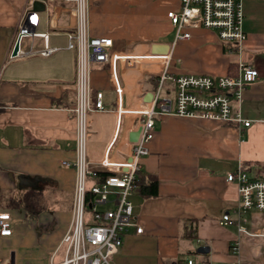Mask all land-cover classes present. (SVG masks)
Wrapping results in <instances>:
<instances>
[{
  "label": "crops",
  "instance_id": "0c3cea01",
  "mask_svg": "<svg viewBox=\"0 0 264 264\" xmlns=\"http://www.w3.org/2000/svg\"><path fill=\"white\" fill-rule=\"evenodd\" d=\"M33 1L0 0V212L11 214L13 228L11 236H0V264H50L54 254L58 262L62 255L58 246L72 221L76 173L62 162L75 158L77 122L71 109L76 97V54L66 50V36L56 33L65 28L60 20L66 14L58 20L60 28H54L52 7L46 3V9L38 12L36 31L49 34L50 47L60 49L50 56L12 57L18 24ZM102 1L106 2L103 16L116 13L123 20L113 28L94 30L91 25V30L95 36L112 37L115 53L150 54L152 44H168L174 76L236 75L241 64L260 72L243 92L241 111L251 121L247 128L177 116L155 118V134L140 171L157 178L158 195L144 197L136 189L130 197L142 232L137 233L136 227L127 230L113 263L187 264L193 259L195 264H264L262 239L241 236L237 226L219 223L228 212L235 217L238 206L237 186L227 181V174L244 166L250 176L264 178V0L244 1L246 39L234 52L224 51L215 32L200 28L172 49L175 27L166 12L178 8L179 0ZM129 3L140 7L130 9ZM157 19L162 27L152 36ZM31 47L40 52L44 40L28 38L21 46L27 52ZM141 61L131 66L116 63L123 109L151 106L144 100L154 91L148 76H158L162 62ZM231 65L237 68L232 74ZM91 86L93 101L97 92H103L107 112L90 114V160L98 163L113 140L111 158H129V134L140 127V117L122 115L118 125L109 67L92 72ZM28 190L41 197L42 211L37 215L9 207L10 200L22 199ZM246 217L248 230L264 231V213L249 212ZM236 243L238 252L233 253ZM201 246L208 247L209 253H198Z\"/></svg>",
  "mask_w": 264,
  "mask_h": 264
},
{
  "label": "built area",
  "instance_id": "2783aa9c",
  "mask_svg": "<svg viewBox=\"0 0 264 264\" xmlns=\"http://www.w3.org/2000/svg\"><path fill=\"white\" fill-rule=\"evenodd\" d=\"M58 1L46 0L52 7L51 24L54 28H60L58 20L61 15L69 16L64 28L66 50L76 54V97L71 109L77 122L75 158L73 161H63L62 165L72 167L76 176L72 221L57 249L62 255L58 262H54V254L50 264H114L113 257L119 252L127 230L136 227L137 233L142 232V228L136 223L130 197L137 188L136 176L141 170V160L149 154L147 144L155 134V118L177 116L247 128L251 121L245 119L241 111L243 92L248 84L260 77V72L241 64L236 75L188 73L174 76L171 73V53H115L112 37L93 35L90 21L91 0H62L72 5L58 4ZM244 1L179 0L178 8L166 12V18L175 27L172 49L178 42L191 39V31L200 28L215 32L220 42L240 50L246 39L243 30ZM39 22V13L33 7L24 10L16 38L19 50L15 56L12 53L13 58L36 54L50 56L60 49L50 47L49 34L36 31ZM28 38H42L43 50L33 52L32 47L29 52L22 50L21 46ZM146 59L161 61L163 64L158 74V86L152 92L151 106L145 110L123 109V86L117 77L116 63L122 61L131 66L135 61ZM107 67L111 71L117 95L118 125L122 115L134 114L140 117L141 133L137 142L131 145L129 158L122 161L111 158L113 140L103 158L98 163H93L89 158L90 114L96 111L107 112V109L103 102V92H97L95 100L92 99L91 74ZM236 103L238 107H235ZM99 170H107L112 175L100 182L91 183ZM226 179L237 186L238 206L234 210L235 217L228 212L219 221L220 225H235L241 236L264 241V231L251 232L245 226L248 223L247 213H264V178L252 177L244 166H239L235 172L227 174ZM88 194L93 195L89 203ZM12 234L11 214L1 211L0 236ZM238 245L236 243L233 246V253L238 252ZM187 264L195 262L189 259Z\"/></svg>",
  "mask_w": 264,
  "mask_h": 264
},
{
  "label": "trees",
  "instance_id": "16d2710c",
  "mask_svg": "<svg viewBox=\"0 0 264 264\" xmlns=\"http://www.w3.org/2000/svg\"><path fill=\"white\" fill-rule=\"evenodd\" d=\"M224 51L225 52H234L238 51V48L230 46V44H224ZM237 68L233 65L230 66V74L234 73ZM148 80L152 81V87L154 90H156L158 83H159V77L158 76H148ZM262 169L264 170V165H262ZM112 175L109 171H101L99 170L96 173V179L98 182L106 178L107 176ZM136 189L139 191L141 195L144 197H155L158 195V180L154 175L147 174L143 171H139L136 176ZM91 194H88V203L92 200ZM40 201L41 197L38 193L28 190L22 199L20 200H10L9 207L13 208H23L27 211V213L37 215L41 213L42 209L40 208Z\"/></svg>",
  "mask_w": 264,
  "mask_h": 264
},
{
  "label": "rangeland",
  "instance_id": "374dc122",
  "mask_svg": "<svg viewBox=\"0 0 264 264\" xmlns=\"http://www.w3.org/2000/svg\"><path fill=\"white\" fill-rule=\"evenodd\" d=\"M57 3L63 4V5H72L70 3H64L62 0H59ZM105 3L106 2H103L102 0H91L90 21H91V25L94 28V30L104 29L105 26H106V28H108V27L113 28L114 25L117 26V24H116L117 22H121L123 20V18H119L118 14H116V13L112 14V16L110 18L103 16L102 15L103 10H104V8H106ZM47 5L51 6L50 4H47ZM138 7H140L139 4L129 3L130 9H135ZM110 9L111 8H107L106 10H110ZM154 20H155V18H154ZM161 21L162 20H158L155 22V24H152V33H151L152 36H154V34L162 27V25L160 23ZM60 24H61V26L68 24V17L66 15L63 16L62 20H60ZM56 33H61L65 36L66 31L64 30V28L61 27L60 29L56 30ZM64 38H66V37H64ZM135 47H137V46H135ZM131 53H133V52H131ZM142 62H144V61H140L139 63L141 64ZM162 68H163V64L160 65L161 70H162Z\"/></svg>",
  "mask_w": 264,
  "mask_h": 264
},
{
  "label": "water",
  "instance_id": "95a60500",
  "mask_svg": "<svg viewBox=\"0 0 264 264\" xmlns=\"http://www.w3.org/2000/svg\"><path fill=\"white\" fill-rule=\"evenodd\" d=\"M46 9V0H34L33 1V10L35 12H41L44 11ZM19 50V41L16 42L14 50H13V56H15L17 54ZM151 51L153 54H168L170 51V45L168 44H160V43H154L151 46ZM152 93H149L146 97H145V101L146 102H151L152 100ZM141 133V127H138L137 130L131 132L129 134V140L132 143L137 142V140L139 139ZM91 207V206H90ZM198 253L200 254H207L209 253V248L206 246H201L198 249Z\"/></svg>",
  "mask_w": 264,
  "mask_h": 264
}]
</instances>
